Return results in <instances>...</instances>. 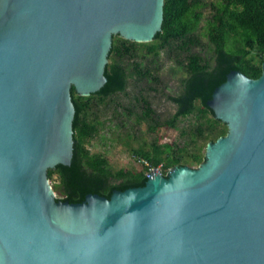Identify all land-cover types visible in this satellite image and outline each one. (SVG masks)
Wrapping results in <instances>:
<instances>
[{
  "label": "water",
  "instance_id": "95a60500",
  "mask_svg": "<svg viewBox=\"0 0 264 264\" xmlns=\"http://www.w3.org/2000/svg\"><path fill=\"white\" fill-rule=\"evenodd\" d=\"M165 0H0V264H264V64L210 108L228 133L199 167L157 169L111 199L56 197L75 107L108 82L115 36L150 43Z\"/></svg>",
  "mask_w": 264,
  "mask_h": 264
},
{
  "label": "trees",
  "instance_id": "16d2710c",
  "mask_svg": "<svg viewBox=\"0 0 264 264\" xmlns=\"http://www.w3.org/2000/svg\"><path fill=\"white\" fill-rule=\"evenodd\" d=\"M164 60L181 72L179 90L169 96L175 113L162 119L141 88L136 106L122 105L134 81L159 91ZM264 64V0H165L162 30L153 42L138 43L115 36L106 69L108 82L97 93L82 98L71 90L75 107L74 149L70 164L49 168L48 176L58 198L83 203L95 194L111 199L117 190L145 186L148 173L161 168L164 175L176 165L200 166L208 144L228 133V127L210 108L214 93L232 71L259 79ZM137 86V87H136ZM137 99V96H136ZM140 106V107H138ZM194 119L190 125L179 123ZM147 126L152 134L163 128L180 131L182 143H149L140 136ZM142 169H117L104 153L87 144L122 132ZM141 140H144L142 143Z\"/></svg>",
  "mask_w": 264,
  "mask_h": 264
},
{
  "label": "rangeland",
  "instance_id": "374dc122",
  "mask_svg": "<svg viewBox=\"0 0 264 264\" xmlns=\"http://www.w3.org/2000/svg\"><path fill=\"white\" fill-rule=\"evenodd\" d=\"M161 65H162L161 66L162 72L160 75H161V80L163 81L161 84L167 86V88L164 89V92L161 91V89L164 87L161 85L159 86L158 92H155L154 90H150L149 86L145 84H142L140 87L136 89L133 81L129 89L130 94L127 96L123 95L122 98L120 99L122 105H125L127 107L136 106L141 98V95L139 94L140 89L146 88L147 91H144L146 98H151L154 105V110L162 119H165L169 115L175 113V107L170 102L169 96L174 95L179 90L181 72L174 71L175 68H172V63L168 62L167 60H164L163 63H161ZM193 121L194 119L182 121L181 123H179V126L182 128L185 125L186 126L190 125V123ZM140 136L143 137V139H146L149 143H153L154 140L156 139L159 140L160 144L176 143V142L184 144V139L180 137V131L175 129L163 128L159 130L158 133L152 134L148 131V127L144 126L142 127V132L140 133ZM120 138H126V134L124 132H122L121 134L119 133L112 134L111 137H108V139H104L102 138V136H98L97 138L92 139L90 143L87 144V147L90 148V150L93 152L106 154L111 160L112 164L117 169H121V168L142 169L143 168L142 162L136 159V157L132 154V150H130L126 146L125 142L118 141ZM141 142L143 143L144 140H141ZM203 148L202 151H207V149L204 150ZM195 167H199V166H195ZM158 169L163 173L161 168H157V170ZM50 182L51 184L54 183V181L53 182L50 181ZM56 197L61 198V195L56 193Z\"/></svg>",
  "mask_w": 264,
  "mask_h": 264
},
{
  "label": "built area",
  "instance_id": "2783aa9c",
  "mask_svg": "<svg viewBox=\"0 0 264 264\" xmlns=\"http://www.w3.org/2000/svg\"><path fill=\"white\" fill-rule=\"evenodd\" d=\"M155 169H157V168H154L153 170H155ZM153 170H152V171H153ZM158 171H160V170L158 169ZM160 172H161V171H160ZM149 174H150V172L148 173V175H149Z\"/></svg>",
  "mask_w": 264,
  "mask_h": 264
}]
</instances>
